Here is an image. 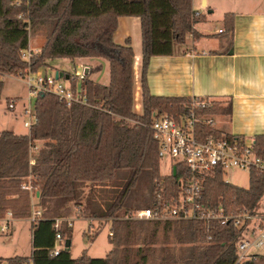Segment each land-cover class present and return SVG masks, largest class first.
I'll return each instance as SVG.
<instances>
[{"label": "trees", "instance_id": "16d2710c", "mask_svg": "<svg viewBox=\"0 0 264 264\" xmlns=\"http://www.w3.org/2000/svg\"><path fill=\"white\" fill-rule=\"evenodd\" d=\"M123 17L141 19V116L133 108L135 56L131 42L122 46L114 40ZM200 19L192 10V0H0V99L4 76H19L29 67L37 72L55 60L104 59L110 64L111 76L108 86L88 76H70L74 88L81 82L88 106L67 107L56 97L41 94L36 98L35 120L28 136L9 131L0 134V221L9 212L14 220L30 219L33 200L43 212L33 225L32 256L0 259V264H149L157 260L155 245L161 230L166 242L174 233L179 243L189 245L179 264H237V243L244 229L232 223L207 227L201 222L122 219L126 213L152 208L161 190L167 196L175 192V179H163L160 174L158 146L149 125L153 113L175 115L191 99L152 96L147 71L152 57L172 56L189 35L197 38L195 26ZM225 27L231 37L232 17L226 16ZM33 36L43 38L44 43L29 65L21 53L29 49ZM231 111V104L215 102L211 113L229 116ZM254 140L257 154L264 159V136ZM36 147L39 150L34 152ZM29 184L33 193L23 189ZM85 186L90 192L85 198L86 211L79 217L109 221L114 249L104 259L86 253L73 259L66 250L54 256L56 222L70 219L73 208L83 205ZM98 192L107 195L102 208L92 201ZM263 196L264 172L256 170L250 174L248 189L226 184L220 172L204 184V205L222 208L226 214L256 213ZM67 228L62 235L70 240L72 229ZM160 264L176 261L166 256ZM239 264H264V255Z\"/></svg>", "mask_w": 264, "mask_h": 264}, {"label": "crops", "instance_id": "0c3cea01", "mask_svg": "<svg viewBox=\"0 0 264 264\" xmlns=\"http://www.w3.org/2000/svg\"><path fill=\"white\" fill-rule=\"evenodd\" d=\"M192 10L201 16L195 26L197 38L189 35L186 44L177 47L176 53L172 56H156L150 59L147 71L150 94L164 98H210L223 106L231 104V115L219 116L225 119L224 122H217L220 132L247 139L264 136V0H192ZM214 12H221L224 17V27L215 32L205 27ZM226 16L232 17L234 23L231 37L225 27ZM114 40L122 46L127 40L131 42L135 56L133 108L134 112L141 116L143 115L141 19L120 18ZM43 43V38L36 40L32 37L29 48L40 51ZM71 62L77 63L82 67L80 70L85 71L83 74L77 72L75 76L92 75L91 81L102 86L110 84L108 61L78 59ZM48 69L57 72L51 64ZM61 72L64 73L63 70ZM3 117L5 114H0V124L4 121L8 125L9 122L2 120ZM11 126L13 131L17 130L13 124ZM15 132L17 131H14V134ZM23 233L30 239L32 249L33 224L29 220L13 221L9 233L0 232V237L11 235L10 238L13 240L25 239ZM17 254L18 251H15V257H22Z\"/></svg>", "mask_w": 264, "mask_h": 264}, {"label": "built area", "instance_id": "2783aa9c", "mask_svg": "<svg viewBox=\"0 0 264 264\" xmlns=\"http://www.w3.org/2000/svg\"><path fill=\"white\" fill-rule=\"evenodd\" d=\"M38 53L39 51L29 48L21 53V57L31 65L32 58ZM19 77L26 83L30 98L36 100L41 94H50L67 107L88 106V99L82 87L78 90V84L74 88L70 80L67 81L69 84L65 82L66 80H57L55 73L48 68L34 72L29 67L26 72L19 73ZM215 102L210 98H191L189 104L175 115L153 113L149 128L158 146V158L160 162L168 160L170 163L168 174L161 173V176L163 179H175L176 184L173 188L175 192L167 196L163 193L164 189L161 190L152 208L126 213L122 219L162 223L201 222L207 227L212 223H219L222 226L232 223L244 229L237 243L239 264L264 249V196L256 213L239 211L226 214L222 208L215 210L204 205V184L208 177L216 176L218 172L222 173L223 180L224 175L232 170L250 174L254 170L264 172V159L257 154L254 139L236 136L229 138L226 134L219 136L205 132V129L219 131L217 128L219 116L211 113ZM8 109L14 111L16 102L11 101ZM23 114L32 116L30 108H26ZM33 123L26 122L25 127L31 129ZM38 150L36 147L34 152ZM224 182L231 185L226 180ZM23 189L34 192L30 184ZM42 216V210L34 205L30 222L34 225ZM13 221V215L9 212L6 219L0 221V232L9 233ZM62 224L72 227L70 220H57L56 228L59 231L54 256L65 250L66 239L62 235Z\"/></svg>", "mask_w": 264, "mask_h": 264}, {"label": "rangeland", "instance_id": "374dc122", "mask_svg": "<svg viewBox=\"0 0 264 264\" xmlns=\"http://www.w3.org/2000/svg\"><path fill=\"white\" fill-rule=\"evenodd\" d=\"M223 19L224 17L221 12H214L213 16L207 20L205 27L208 30L215 32L221 27H224ZM33 38H36V40L41 39L37 38L36 36H33ZM51 65L55 71L61 72V70H63L64 73L66 72V74H72L73 76H75L77 72H80L81 74L85 72L84 70H80V68L82 67H79L77 63L71 61L55 60L51 62ZM91 67L93 70V65H91ZM80 78L82 77L80 76ZM88 78L91 80L92 75H90ZM2 81L3 91L0 99V114L4 113L5 117H3L2 120H5L9 123L8 125H6L3 121L0 124V134L5 131H9L12 133H14V131H17L15 132V134L17 135H27V133H30V129L25 127V123L34 122V108L36 100L34 98H30L28 87L19 76H4L2 78ZM65 82L67 84L70 83L67 81ZM81 87L82 85L79 82L78 90H81ZM11 101L16 102L17 108L14 111H10L8 109V105ZM25 108H30L32 112L31 117L22 113L23 109ZM224 121V118H218V122ZM11 124H13L14 129L17 130L13 131L11 128ZM169 164L170 163L168 160H162L160 162V174H168ZM224 180L228 181L235 187L248 189L250 184V173L242 172L239 170L228 171L224 175ZM83 192V198L80 201V203H82L83 205L80 207L78 206L77 208H73L74 214H72L70 219H64L70 220L72 222V227L70 228L72 229V232L67 238L72 242V246L69 252L73 259L81 258L85 253L87 254V256L93 259H104L114 249V246L110 244L109 240L111 223L109 221H100V223L99 221H91L88 218L79 217L82 216V212H84V210L86 211L87 205L85 204V198L90 192L89 187L85 186ZM101 195L103 196L101 197ZM106 196L107 195L105 193L98 192L97 196L95 198H92V201L94 199V201L99 202V206L102 208L104 206L103 202L108 200L106 199ZM36 204L37 203L33 200L32 206ZM4 219H6V217ZM25 224L27 226H30L29 223L27 224L25 222ZM90 226L92 227L90 228ZM67 229V225L62 224L61 231L65 232ZM23 236L25 239L17 238L16 240H13V238H10L11 235H2V237H0V258H13L15 257V251H18L19 254L17 255L22 257L32 256V250L34 251V248L31 249V241L24 233ZM164 236V231L161 230L159 232L158 243L155 245V247L158 249L155 255L157 260H152L149 264H160L161 258L166 256L173 258L174 261H176V264L181 263L182 259L187 255V248H189V245L179 243L178 237H176L174 233H170L168 235L167 242L165 241ZM164 248H167V250L162 252ZM257 253L264 255V249L258 251Z\"/></svg>", "mask_w": 264, "mask_h": 264}, {"label": "water", "instance_id": "95a60500", "mask_svg": "<svg viewBox=\"0 0 264 264\" xmlns=\"http://www.w3.org/2000/svg\"><path fill=\"white\" fill-rule=\"evenodd\" d=\"M55 76H56V79L57 80H66V81H69L70 80V76L69 75H66L65 73H63V72H59V71H57L56 73H55ZM175 172V174H176V170H174ZM38 196H39V194H38ZM71 246H72V242H71V240H66V244H65V250L66 251H70V249H71Z\"/></svg>", "mask_w": 264, "mask_h": 264}]
</instances>
